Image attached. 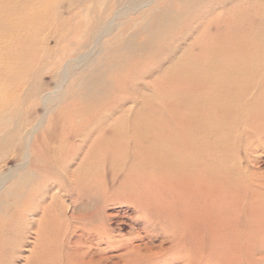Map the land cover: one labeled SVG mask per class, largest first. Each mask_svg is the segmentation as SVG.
Wrapping results in <instances>:
<instances>
[{"label":"rangeland","instance_id":"rangeland-1","mask_svg":"<svg viewBox=\"0 0 264 264\" xmlns=\"http://www.w3.org/2000/svg\"><path fill=\"white\" fill-rule=\"evenodd\" d=\"M151 32L157 36L153 42ZM217 34L261 44L250 61L264 67V0H0V264L63 263L60 253L68 241L80 239L79 248L85 249L89 243L82 239L88 236L94 237L89 251L102 248L106 255L121 254L119 261L149 264L134 261L130 247L119 245L149 239L157 250L171 224L144 221L133 202L122 200L134 199L131 192L139 186L127 180L133 174L128 162L82 163L83 141L93 129L77 123L69 110L99 89V97L111 96L112 84L104 86L111 72L126 75L132 85L126 89L139 93L136 105L127 104L132 107L125 117L157 104L163 91L155 84L174 70L172 60L186 63L205 54ZM172 47L177 52L163 61ZM230 52L225 56L235 55ZM252 75L264 81L253 73L246 78ZM103 105V111L113 107ZM235 124L232 138L238 148L229 155L231 165L264 174V132L245 142L242 121ZM130 127L124 131L130 133ZM33 157L41 160L37 169ZM81 178L87 181L80 186ZM107 195L115 197L105 200ZM159 210L166 213L170 205ZM251 241L252 248L257 246ZM169 246L165 241L160 264L183 251ZM207 253L214 257L207 248L200 258ZM188 257V263L199 264L194 252ZM251 257L257 261L251 258V264H264L260 253Z\"/></svg>","mask_w":264,"mask_h":264},{"label":"bare ground","instance_id":"bare-ground-1","mask_svg":"<svg viewBox=\"0 0 264 264\" xmlns=\"http://www.w3.org/2000/svg\"><path fill=\"white\" fill-rule=\"evenodd\" d=\"M153 35L149 34V42L156 39ZM243 35L242 31L239 36ZM237 37L228 40L217 34L205 54L186 57L190 59L186 63H179L183 59L180 57L172 60L174 70L154 87L163 91L159 102L143 107L141 112L125 117L131 105L137 104L139 93L127 90L125 85H132L125 80L126 75L114 72L109 81H104L105 87L112 84L111 96L99 97L101 89L93 90L94 96L87 91L89 97L76 100L77 109L69 110L77 123L83 122L93 129L83 141L87 156H83L82 163L96 165L106 159L107 163L125 166L128 162L127 168L133 174L127 180L139 186L131 192L134 199H121L133 202L144 221L171 224V233L167 239L159 240L157 250L149 239L143 238H139L141 243L119 245L130 247L136 262L165 261L161 260L163 250L167 249L165 241L170 244L168 249L179 246L183 250L180 256L171 258L172 264H187L191 252L199 264H251V255L256 253L264 259V174L249 171L248 166L242 170L235 168L230 163L234 158H229L237 147L232 138L236 121L244 125L245 142L264 132V81L254 75L246 78L251 73L264 77V67L250 61L261 52L262 45L253 39L244 43ZM226 51L235 55L226 57ZM176 52L177 47H172L163 61L172 59ZM92 97L98 100L90 102ZM105 103L113 107L103 111ZM128 103L131 105L127 106ZM127 127L131 128L130 133L124 131ZM96 151L99 154L92 156L91 152ZM33 159L32 168H39L41 160ZM86 181L87 178L77 179L80 186ZM112 197L115 196L107 195L105 200ZM163 204L170 205L166 213L159 210ZM142 231L144 236L151 237L145 227ZM93 239H82L89 243L85 249L79 248L80 239L68 241V249L60 253L63 263L59 264H129L116 259L121 254L106 255L102 248L89 251ZM251 240L258 242L254 248ZM207 248L214 257L207 253L200 258ZM46 250L43 248V253Z\"/></svg>","mask_w":264,"mask_h":264}]
</instances>
